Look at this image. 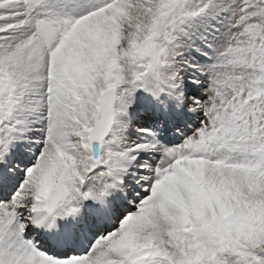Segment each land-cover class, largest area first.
<instances>
[{"label":"snow or ice","instance_id":"6c2138e0","mask_svg":"<svg viewBox=\"0 0 264 264\" xmlns=\"http://www.w3.org/2000/svg\"><path fill=\"white\" fill-rule=\"evenodd\" d=\"M0 264H264V0H0Z\"/></svg>","mask_w":264,"mask_h":264}]
</instances>
